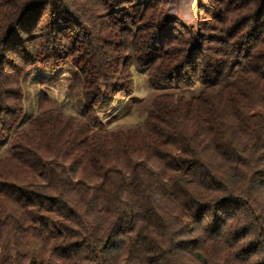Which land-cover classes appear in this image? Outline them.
<instances>
[{
  "label": "trees",
  "instance_id": "obj_1",
  "mask_svg": "<svg viewBox=\"0 0 264 264\" xmlns=\"http://www.w3.org/2000/svg\"><path fill=\"white\" fill-rule=\"evenodd\" d=\"M167 5L0 0V264H264V0ZM63 66L79 116L30 117ZM133 68L161 93L103 124Z\"/></svg>",
  "mask_w": 264,
  "mask_h": 264
},
{
  "label": "rangeland",
  "instance_id": "obj_2",
  "mask_svg": "<svg viewBox=\"0 0 264 264\" xmlns=\"http://www.w3.org/2000/svg\"><path fill=\"white\" fill-rule=\"evenodd\" d=\"M166 13L168 18L176 19L187 26L191 31H198V6L200 0H167ZM75 70L69 66H63L57 72H46V80L53 76L59 77L54 82L55 86H47L45 80L32 86L27 103V114L30 117L38 115L36 104L37 98L45 93L51 100L48 110L53 108L55 111H62L65 115L79 116L77 105L68 98L67 86L76 78ZM133 89L131 95L123 102L108 98L98 110V118L103 124L110 123V126L132 124L142 120L146 110L151 105L153 96L161 91H154L146 83L145 76L132 69ZM34 78V77H33ZM197 91V89H195ZM167 93L179 92L177 89L166 90ZM76 93L78 91L76 90Z\"/></svg>",
  "mask_w": 264,
  "mask_h": 264
}]
</instances>
